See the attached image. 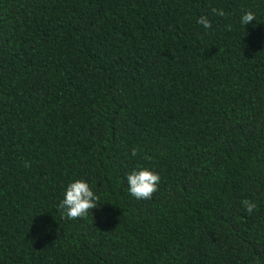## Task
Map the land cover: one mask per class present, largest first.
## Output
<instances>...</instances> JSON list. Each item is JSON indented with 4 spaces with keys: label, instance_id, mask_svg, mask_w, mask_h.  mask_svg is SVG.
I'll return each mask as SVG.
<instances>
[{
    "label": "trees",
    "instance_id": "trees-1",
    "mask_svg": "<svg viewBox=\"0 0 264 264\" xmlns=\"http://www.w3.org/2000/svg\"><path fill=\"white\" fill-rule=\"evenodd\" d=\"M0 264H264V0H0Z\"/></svg>",
    "mask_w": 264,
    "mask_h": 264
},
{
    "label": "clouds",
    "instance_id": "clouds-1",
    "mask_svg": "<svg viewBox=\"0 0 264 264\" xmlns=\"http://www.w3.org/2000/svg\"><path fill=\"white\" fill-rule=\"evenodd\" d=\"M213 12L221 17L226 15L223 9H213ZM254 20L257 21V17L252 11L245 12L241 17V23L244 25H248ZM197 22L206 29L212 27L211 21L206 16L200 17ZM133 155H136L135 150ZM126 179L129 193L138 200L151 199L153 194L158 191L161 181L158 173L148 169L134 171ZM99 201L100 196L93 191L87 182L76 180L67 186L64 198L59 204V209L62 210L67 219H82L86 218L90 211L92 212L100 205ZM242 204L249 215L257 209V204L248 199L243 200Z\"/></svg>",
    "mask_w": 264,
    "mask_h": 264
}]
</instances>
